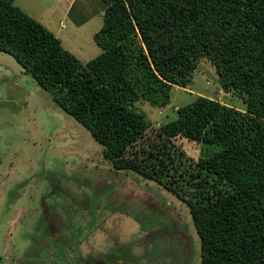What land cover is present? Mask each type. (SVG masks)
Wrapping results in <instances>:
<instances>
[{"label": "trees", "instance_id": "1", "mask_svg": "<svg viewBox=\"0 0 264 264\" xmlns=\"http://www.w3.org/2000/svg\"><path fill=\"white\" fill-rule=\"evenodd\" d=\"M13 2L0 0V51L90 132L115 169L185 200L200 263L264 264V0H104L94 34L101 51L86 63ZM203 58L245 108L197 95L126 155L150 124L135 103L168 105L172 87H186ZM177 136L199 143L196 164L210 177L190 198L169 151Z\"/></svg>", "mask_w": 264, "mask_h": 264}, {"label": "rangeland", "instance_id": "2", "mask_svg": "<svg viewBox=\"0 0 264 264\" xmlns=\"http://www.w3.org/2000/svg\"><path fill=\"white\" fill-rule=\"evenodd\" d=\"M13 3L48 27L82 63L100 53L94 34L103 23L104 0ZM197 95L245 108L242 98L221 88L213 65L203 58L186 87H172L168 105L135 103L150 124L126 155L153 142L158 126L176 118V109ZM173 143L177 187L190 198L197 181L210 177L196 164L199 143L181 136ZM51 214L52 226L61 232L56 238L48 230ZM86 233L93 245L88 248L98 249L102 261H92V254L91 261H81L88 252ZM0 264H201L200 238L185 200L155 180L115 169L90 132L3 51Z\"/></svg>", "mask_w": 264, "mask_h": 264}, {"label": "flooded vegetation", "instance_id": "3", "mask_svg": "<svg viewBox=\"0 0 264 264\" xmlns=\"http://www.w3.org/2000/svg\"><path fill=\"white\" fill-rule=\"evenodd\" d=\"M53 221H52V214L50 215V225H49V227H48V230L50 231V234H51V236L52 237H55L56 238V235H60V231L58 230V231H55V228H54V226H52V223ZM58 233V234H57ZM90 239L91 238H89V233H86L85 234V236H83V242H85V245L87 246V248L88 247H92L93 245L90 243L91 241H90ZM86 240V241H85ZM72 246H77L75 243L74 244H72ZM65 249L66 250H68V252L71 254V253H73L72 252V249H68L67 248V245L65 246ZM76 249H77V247H76ZM89 251H90V253H89ZM93 256H92V255ZM92 256V261L94 260V261H102V259L99 257L100 256V252H99V250L98 249H96L95 250V248L94 249H89L88 248V252H87V254L86 255H83V256H81L80 257V259H81V261H91L90 259H89V256Z\"/></svg>", "mask_w": 264, "mask_h": 264}]
</instances>
